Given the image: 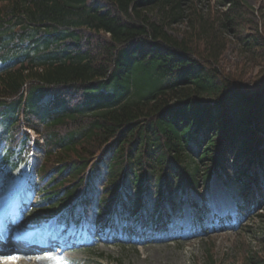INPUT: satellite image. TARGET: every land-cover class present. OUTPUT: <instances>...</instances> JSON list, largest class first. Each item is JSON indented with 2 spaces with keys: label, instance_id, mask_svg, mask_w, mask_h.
<instances>
[{
  "label": "trees",
  "instance_id": "16d2710c",
  "mask_svg": "<svg viewBox=\"0 0 264 264\" xmlns=\"http://www.w3.org/2000/svg\"><path fill=\"white\" fill-rule=\"evenodd\" d=\"M263 20L247 0H0V163L32 159L38 218L159 227L214 174L264 201ZM233 42L253 89L220 66Z\"/></svg>",
  "mask_w": 264,
  "mask_h": 264
},
{
  "label": "rangeland",
  "instance_id": "374dc122",
  "mask_svg": "<svg viewBox=\"0 0 264 264\" xmlns=\"http://www.w3.org/2000/svg\"><path fill=\"white\" fill-rule=\"evenodd\" d=\"M247 1L255 11L264 13V0ZM256 20L259 24L262 22L259 17ZM220 66L226 72H241L245 76V87L250 89L254 88L261 70L247 61L235 42L228 45ZM28 176V166L13 171L0 168V195L8 199L7 203L0 204L2 221L5 220L10 237L20 242L23 241L15 234L16 221L9 219V213L20 194L18 211L21 212L17 217L34 214L23 200ZM36 196L30 194L28 200H34ZM240 196L239 190L232 186L227 188L219 178L213 177L207 193L187 192L184 217L161 231L137 227V232L142 233L140 237L129 238L125 233L123 235L122 228L115 227L108 239L90 236L76 249L54 250L56 246L52 245L49 253L30 256L32 262L37 259V264H209L211 259L214 264H250L253 254L264 255V216H261L264 215V202L261 207L248 211ZM192 203L207 205L203 230L191 228ZM240 205L245 212L240 211ZM54 228L52 222L47 229ZM75 233L82 234L83 231ZM62 237L72 238L71 230L57 233V238Z\"/></svg>",
  "mask_w": 264,
  "mask_h": 264
},
{
  "label": "bare ground",
  "instance_id": "6f19581e",
  "mask_svg": "<svg viewBox=\"0 0 264 264\" xmlns=\"http://www.w3.org/2000/svg\"><path fill=\"white\" fill-rule=\"evenodd\" d=\"M7 202V198L0 196V201ZM32 251L29 245L9 239L5 242L0 240V264H37L31 261L28 252Z\"/></svg>",
  "mask_w": 264,
  "mask_h": 264
}]
</instances>
